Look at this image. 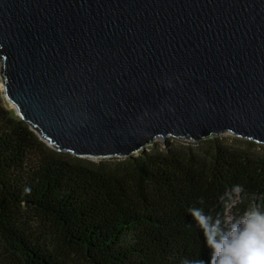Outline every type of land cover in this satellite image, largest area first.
I'll list each match as a JSON object with an SVG mask.
<instances>
[{
  "label": "water",
  "instance_id": "water-1",
  "mask_svg": "<svg viewBox=\"0 0 264 264\" xmlns=\"http://www.w3.org/2000/svg\"><path fill=\"white\" fill-rule=\"evenodd\" d=\"M0 63L19 119L60 153L264 145V0H0Z\"/></svg>",
  "mask_w": 264,
  "mask_h": 264
},
{
  "label": "trees",
  "instance_id": "trees-1",
  "mask_svg": "<svg viewBox=\"0 0 264 264\" xmlns=\"http://www.w3.org/2000/svg\"><path fill=\"white\" fill-rule=\"evenodd\" d=\"M210 139L206 150L77 158L49 147L0 99V264H210L188 208L225 221L264 209V145ZM237 185L239 199L221 201Z\"/></svg>",
  "mask_w": 264,
  "mask_h": 264
},
{
  "label": "clouds",
  "instance_id": "clouds-1",
  "mask_svg": "<svg viewBox=\"0 0 264 264\" xmlns=\"http://www.w3.org/2000/svg\"><path fill=\"white\" fill-rule=\"evenodd\" d=\"M241 192L243 188L237 185L220 199L234 202ZM187 211L202 231L210 250V264H264V209L249 206L238 218L227 221L219 214H206L200 207ZM181 264H205V261L183 259Z\"/></svg>",
  "mask_w": 264,
  "mask_h": 264
},
{
  "label": "rangeland",
  "instance_id": "rangeland-1",
  "mask_svg": "<svg viewBox=\"0 0 264 264\" xmlns=\"http://www.w3.org/2000/svg\"><path fill=\"white\" fill-rule=\"evenodd\" d=\"M0 70H1V63H0ZM0 99L2 101V104L3 106L12 111L13 115L14 116H17L18 117V114H17V110H16V107L13 106L7 99H6V96H5V89H4V86H3V83H2V78H1V75H0ZM212 139H219L222 143L226 144V145H230V146H233V147H238V148H242V147H245L246 146V142H251V141H248V140H245V139H241V138H238V137H235L234 135H232L231 133H224L220 136H217V137H213ZM211 140V139H210ZM210 140H206V141H202V142H193L191 141L190 139H176V138H172V137H169L167 139H164L163 138H156L154 140L153 143H151L149 146H147L143 151H146V152H152V151H155V150H164L165 148L169 147V145H179V146H189L191 147L192 149H195V150H206L208 148V143L210 142ZM255 144V147L256 145L257 146H263L261 144H257L255 142H252ZM92 160H96L98 161L99 159H92Z\"/></svg>",
  "mask_w": 264,
  "mask_h": 264
}]
</instances>
